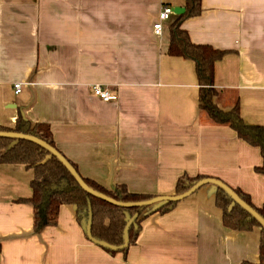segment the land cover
<instances>
[{
    "label": "crops",
    "instance_id": "1",
    "mask_svg": "<svg viewBox=\"0 0 264 264\" xmlns=\"http://www.w3.org/2000/svg\"><path fill=\"white\" fill-rule=\"evenodd\" d=\"M185 0H0V125L20 113L49 124L57 149L83 177L107 189L172 195L182 175H204L264 203L263 157L199 109L194 62L167 53L162 5ZM190 40L225 50L214 64L215 103H236L248 125L264 126V0H202L181 25ZM22 82L19 93L13 84ZM108 87L103 102L90 85ZM33 169L0 164V264H240L259 260V227H226L207 183L168 212L147 209L125 253L91 242L74 204L57 223L33 228Z\"/></svg>",
    "mask_w": 264,
    "mask_h": 264
},
{
    "label": "trees",
    "instance_id": "2",
    "mask_svg": "<svg viewBox=\"0 0 264 264\" xmlns=\"http://www.w3.org/2000/svg\"><path fill=\"white\" fill-rule=\"evenodd\" d=\"M201 10L202 0H185V11L179 14L170 24V40L167 53L190 59L194 62L199 85L198 101L200 111L205 113L213 123L228 125L240 139L252 146H257L263 157V163L255 167V171L264 174V126L246 124L240 115L237 103L230 109L223 110L214 100L217 95V90L213 86L214 64L223 57L226 51L213 48L208 44L193 43L187 30L181 26L185 19L199 15ZM0 132L25 134L46 143L64 157L92 191L112 200L121 203H137L157 197V195L152 194L131 192L122 184L117 185L114 189H107L94 180L83 177L79 173L77 165L57 149L51 128L47 123H32L19 113L14 127L0 125ZM1 163H20L27 168L33 169V177L30 180L32 194L29 198L20 199L19 201L31 204L35 232H39L46 226L55 225L59 208L65 204H74L76 206V217L85 228L90 206L92 236L111 245H120L123 243L122 236L125 226L124 210H127L131 216L135 215V225H131L129 228V245L119 251L104 248L112 254L117 252L125 253L128 247L135 242L140 221L148 215L147 209L155 205L123 207L86 191L52 151L43 144L28 138L0 135ZM204 178L208 177L204 175L180 176L176 181L172 195L185 193ZM215 186L214 204L221 210L222 222L226 227L237 231H250L254 227H259L260 229L258 262L243 261L240 264H264V227L243 206L237 203L223 187ZM228 187L264 220V203L261 207H257L251 202L247 193L239 188ZM177 202L175 200H167L158 203L153 212L166 213Z\"/></svg>",
    "mask_w": 264,
    "mask_h": 264
},
{
    "label": "water",
    "instance_id": "3",
    "mask_svg": "<svg viewBox=\"0 0 264 264\" xmlns=\"http://www.w3.org/2000/svg\"><path fill=\"white\" fill-rule=\"evenodd\" d=\"M185 11L184 7H174L173 8V12L174 14H182ZM0 135L3 136H13V137H23V138H28L31 139L33 141L39 142L41 144H43L44 146H46L50 151H52V153H54L63 163L64 165L69 169V171L73 174V176L77 179V181L79 182V184L88 192H91L93 194L99 195L103 198H105L106 200L117 204L119 206H123V207H128V206H132V205H142V206H147V205H153V204H158V203H162L164 201L167 200H175V201H179L187 196H189L190 194H192L193 192H195L197 189H199L201 186H203L204 184L207 183H212L214 185H218L223 187L233 198L234 200L239 203L241 206H243L253 217H255L258 222L264 227V220L261 218V216L255 212L251 207H249L247 204H245L243 201H241L235 194L234 192L227 186L225 185L223 182H221L218 179L215 178H204L200 181H198L194 186H192L188 191H186L185 193L181 194V195H163V196H157L155 198H152L150 200H146V201H142V202H137V203H121V202H117L115 200H112L102 194H99L95 191H92L83 181L82 179L79 177V175L76 173V171L70 166V164L64 159V157L57 152L54 148L48 146L46 143L42 142L41 140L29 136V135H25V134H20V133H11V132H0ZM16 142V141H14ZM231 207V205H230ZM136 216H131L129 214V212L127 210H124V221H125V226L123 229V243L120 245H111L109 243H107L106 241L97 239L95 237L92 236L91 234V223H92V213L90 210V206H89V211H88V217H87V221H86V227H85V233L87 235V238L93 242L94 244L101 246L103 248L106 249H110V250H114V251H119L122 250L124 248H126L129 245V228L131 225H135L134 224V220H135Z\"/></svg>",
    "mask_w": 264,
    "mask_h": 264
},
{
    "label": "built area",
    "instance_id": "4",
    "mask_svg": "<svg viewBox=\"0 0 264 264\" xmlns=\"http://www.w3.org/2000/svg\"><path fill=\"white\" fill-rule=\"evenodd\" d=\"M174 14L173 7L169 4L162 5L158 12L157 21L153 24V32L155 35L160 36L163 33V24L170 20ZM23 83L16 82L13 84L15 93L21 91ZM91 92L94 96L98 97L103 102H110L117 99V95L111 93L110 89L100 83H94L90 85Z\"/></svg>",
    "mask_w": 264,
    "mask_h": 264
}]
</instances>
